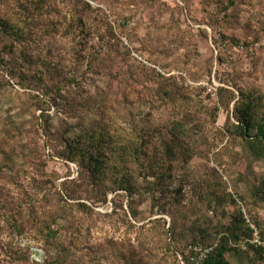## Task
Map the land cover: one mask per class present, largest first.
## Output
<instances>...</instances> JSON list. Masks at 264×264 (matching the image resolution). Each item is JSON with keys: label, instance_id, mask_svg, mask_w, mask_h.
<instances>
[{"label": "rangeland", "instance_id": "obj_1", "mask_svg": "<svg viewBox=\"0 0 264 264\" xmlns=\"http://www.w3.org/2000/svg\"><path fill=\"white\" fill-rule=\"evenodd\" d=\"M10 11L0 0V17L16 22ZM25 14L29 34L0 29V264H177L196 227L214 241L239 213L264 235V202L249 192L264 160L225 131L240 90L264 94V0H45ZM183 117L192 152L169 165L167 213L142 178L130 202L64 157L67 139L92 132L110 155L152 135L157 169L164 133ZM227 258L264 264L245 250Z\"/></svg>", "mask_w": 264, "mask_h": 264}, {"label": "trees", "instance_id": "obj_2", "mask_svg": "<svg viewBox=\"0 0 264 264\" xmlns=\"http://www.w3.org/2000/svg\"><path fill=\"white\" fill-rule=\"evenodd\" d=\"M8 3H10L12 11L6 15L13 17L16 22L11 23L1 15L0 29L3 33L10 34L14 40H19V37L29 34L24 32L25 27L30 26L28 22H32L31 20L35 22L34 18L25 14L27 10H30L31 3L43 5L45 0L28 2L26 0H6V5ZM79 22L81 23L80 19ZM232 117L234 121L227 119L225 131L233 138H241L253 158L264 160V94L255 89L240 90L239 96L233 104ZM187 122L184 117L177 119L164 133L165 137L161 141L163 147L157 153L159 155L157 169L152 167L156 155L151 157L152 154L148 151L150 142L148 138H151L152 135H148L147 138L141 135L135 142L130 143L124 152L122 150L110 155L103 147L106 142L105 135L92 132L88 134L89 139H84L86 137L84 135L67 139L68 154L64 157L76 161L80 168V175H87L94 184L101 185L102 191L105 193L108 190L124 191L130 202L138 194V181L142 178V182L145 183V193L158 206L159 213H167L169 209L164 201V196L173 190L170 188L172 168L169 165L176 160L189 158L192 152L190 144L192 132ZM132 165L135 168H132ZM109 175L111 176L110 180ZM161 180H167L169 185L158 188L156 184ZM181 191L182 187L180 186L175 188L174 192L178 195ZM249 192L253 202H264V177L257 185H252ZM79 206L82 212L90 210V207L85 204L81 203ZM130 215L137 218V212L131 206ZM54 222L55 219L51 224ZM12 223L17 226V219L12 218ZM177 223V217L172 215L169 229L165 232H170L174 237ZM45 226L47 230L44 233V238L54 240V229L51 228V225ZM217 234H220L218 239L206 241L205 239L209 235L204 229L196 227L191 242L183 246L182 249H175V256L177 252H183L187 245L194 243L214 245L204 264H230L227 254L238 255L243 250L251 251L258 256L264 255V247L261 245L247 243V248L242 245L240 248L236 246L241 240H248L253 236V230L241 213L235 215L225 227H221L215 236ZM259 238L264 241V235L262 237L260 235Z\"/></svg>", "mask_w": 264, "mask_h": 264}, {"label": "built area", "instance_id": "obj_3", "mask_svg": "<svg viewBox=\"0 0 264 264\" xmlns=\"http://www.w3.org/2000/svg\"><path fill=\"white\" fill-rule=\"evenodd\" d=\"M211 89H209L210 91ZM250 228L253 230L252 242L256 245L264 247V241L259 240L258 231L256 227L246 220ZM214 245H205L203 243L189 244L183 252L176 253L177 264H204L209 253L212 251Z\"/></svg>", "mask_w": 264, "mask_h": 264}]
</instances>
